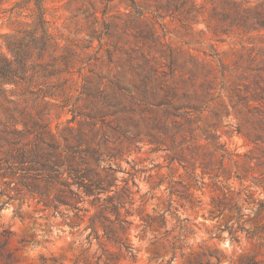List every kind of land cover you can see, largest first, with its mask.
<instances>
[{"label": "rangeland", "instance_id": "1", "mask_svg": "<svg viewBox=\"0 0 264 264\" xmlns=\"http://www.w3.org/2000/svg\"><path fill=\"white\" fill-rule=\"evenodd\" d=\"M0 55V264H264V0H0Z\"/></svg>", "mask_w": 264, "mask_h": 264}, {"label": "trees", "instance_id": "2", "mask_svg": "<svg viewBox=\"0 0 264 264\" xmlns=\"http://www.w3.org/2000/svg\"><path fill=\"white\" fill-rule=\"evenodd\" d=\"M36 1L37 4L40 5L41 0ZM39 8L42 10L41 6H39ZM42 21L44 20L42 19ZM18 73L19 70L14 67L13 60L0 55V89H2L1 87L6 83L17 82V78L22 77ZM50 147L54 148L55 146L50 144ZM31 153V169L35 171L33 175L35 179L51 181L58 177V174L60 173L59 167L63 165V161L60 158H53V150H46L39 142H36Z\"/></svg>", "mask_w": 264, "mask_h": 264}]
</instances>
